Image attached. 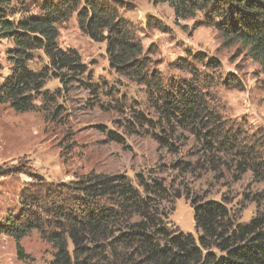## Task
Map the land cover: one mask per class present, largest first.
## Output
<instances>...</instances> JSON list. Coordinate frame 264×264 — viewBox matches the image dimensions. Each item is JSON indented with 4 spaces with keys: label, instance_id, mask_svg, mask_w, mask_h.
<instances>
[{
    "label": "rangeland",
    "instance_id": "374dc122",
    "mask_svg": "<svg viewBox=\"0 0 264 264\" xmlns=\"http://www.w3.org/2000/svg\"><path fill=\"white\" fill-rule=\"evenodd\" d=\"M45 1L60 0H22L14 19L40 14ZM122 1L126 7L120 8V15L138 27L144 50L165 88L171 90L184 79H198L199 88L210 93L206 103L215 119L210 122L218 124L194 129L162 118L160 103L157 107L150 100L147 85L111 67L106 42L85 34L75 12L57 25L58 42L63 48L76 49L87 71L81 81L65 88L58 78L47 80L45 89L55 96L62 88L56 100L63 109L59 121L47 122L44 111L16 112L0 104V166L7 172L0 178V229L4 230L0 231V264H51L55 249L36 229L21 239L30 257L20 260L6 223L18 216L22 196L28 191L41 195L43 203L66 199L73 206L70 186L93 172L126 174L135 186L137 174L163 179L173 198L168 204L173 208L168 214L169 228L196 238L201 231L195 226L192 197L225 200L242 223L249 222L264 204L260 200L264 191V73L260 64L239 42L222 39L215 27L194 29L193 20L177 22L168 3ZM199 17L203 21L202 14ZM13 46L12 39L0 37V85L12 73L8 54ZM35 55L28 65L40 70L48 57L42 50ZM188 61L198 70V77L181 66ZM36 103L41 107L42 100ZM159 135L171 146L160 144ZM207 141L212 149L206 148ZM248 151L252 154L245 158L242 153ZM244 158L248 163L255 159L261 170L252 166L241 170ZM178 162L188 167L176 168ZM178 191L184 194L175 198ZM69 249L73 251L71 242Z\"/></svg>",
    "mask_w": 264,
    "mask_h": 264
},
{
    "label": "trees",
    "instance_id": "16d2710c",
    "mask_svg": "<svg viewBox=\"0 0 264 264\" xmlns=\"http://www.w3.org/2000/svg\"><path fill=\"white\" fill-rule=\"evenodd\" d=\"M21 2L0 0V37L14 43L8 54L12 73L0 85L1 105H9L16 112L44 111L47 122L59 121L63 109L56 100L62 88L81 81L87 71L79 52L58 42L57 25L77 12L81 30L96 42H106L111 67L147 85L150 100L160 103L162 118L194 129L218 124L210 122L215 120L206 103L210 93L199 88L198 79H184L171 90L165 88L144 50L138 27L120 15V8L126 7L124 1H45L40 14H24L15 20ZM155 2L168 3L177 22L193 20L194 29L201 25L215 27L228 43L239 42L264 73V0ZM201 14L203 21H198ZM39 50L48 57V64L33 70L28 63ZM181 66L198 77V70L189 61ZM50 77L62 84L56 96L45 89ZM39 99L41 107L36 103ZM156 138L160 144L171 146L162 135ZM206 144L212 149L209 141ZM242 154L246 158L252 153ZM245 158L239 163L241 170L249 166L261 170L255 159L248 163ZM174 165L188 167L180 162ZM6 174L0 166V178ZM137 179L135 186L126 174H88L70 186L75 197L73 206H68L66 199L43 203L41 195L28 191L22 196L18 216L6 223L16 240L18 258L30 257L20 241L36 229L55 249L51 264H264V204L249 222L242 223L225 200L192 197L195 226L201 231L196 238L192 233L169 228L167 219L173 208L168 204L173 198L166 182L143 174H137ZM183 194L178 191L174 197ZM186 196L191 197L190 192ZM260 196L264 200V191Z\"/></svg>",
    "mask_w": 264,
    "mask_h": 264
}]
</instances>
